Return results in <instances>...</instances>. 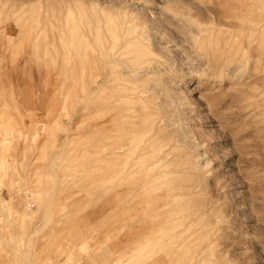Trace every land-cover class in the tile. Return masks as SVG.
<instances>
[{"label":"rangeland","instance_id":"rangeland-1","mask_svg":"<svg viewBox=\"0 0 264 264\" xmlns=\"http://www.w3.org/2000/svg\"><path fill=\"white\" fill-rule=\"evenodd\" d=\"M0 264H264V0H0Z\"/></svg>","mask_w":264,"mask_h":264},{"label":"bare ground","instance_id":"bare-ground-1","mask_svg":"<svg viewBox=\"0 0 264 264\" xmlns=\"http://www.w3.org/2000/svg\"><path fill=\"white\" fill-rule=\"evenodd\" d=\"M98 113H99L98 115H99L100 119H103L105 117V121L101 122L100 126L104 127L105 125L109 124V125L112 126L113 129L115 128V130H116V126L118 124H120L119 122L121 120H123L124 118L130 117L129 115L121 116L119 114V112L116 113V109L115 108H113V107L112 108H109V107L107 108V107L104 106V104H102L100 106V110H99ZM106 117H108V118H106ZM101 133H104V130H101ZM105 147H106L105 146V142H104V140L102 138L99 141V150L103 151L105 149ZM130 150L131 149L129 148L128 144H117V143L115 144L114 148L112 149L111 156H110L111 157L110 161H111V164L115 168L116 171L112 174L111 181L117 188L122 186L125 183H128L130 178L134 174L132 171L126 172V173H122L119 170L117 171V168H119L120 165H121V157L127 155L128 153H130ZM163 160H164L163 157L158 159L154 163V165L161 164L163 162ZM120 192L121 191H119L118 189L115 192L114 207H113V211H112L113 216L115 218H119V219L122 218V217L123 218H129V219H135L137 217V215L139 214V212H143L142 208H140L137 205H133L130 201H127V202H124L123 204H121V202H122V200H121L122 199V194ZM149 225H150V223H149ZM151 226L153 228L154 225H151ZM129 227H130V225H129Z\"/></svg>","mask_w":264,"mask_h":264}]
</instances>
